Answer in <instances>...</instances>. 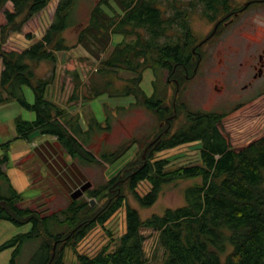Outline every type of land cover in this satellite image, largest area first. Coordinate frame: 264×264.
I'll return each mask as SVG.
<instances>
[{
  "label": "trees",
  "instance_id": "trees-1",
  "mask_svg": "<svg viewBox=\"0 0 264 264\" xmlns=\"http://www.w3.org/2000/svg\"><path fill=\"white\" fill-rule=\"evenodd\" d=\"M7 1L13 3L14 10H3L6 23L0 25V104L16 100L34 113L32 120L15 119L18 137L28 139L38 129L40 135L54 136L72 160L99 163L77 136L84 133L82 129L71 126L67 108L49 93L56 80V52L78 44L99 61L89 77L90 86L86 85V100L102 94L133 95L132 105L154 113L161 123L147 142L129 140L130 144H141L137 157L109 179L86 190V195L98 204L91 206L89 198H72L61 209L47 213L26 205L24 195L12 186L3 167L9 161L11 141L0 144V227L14 232L0 242V251H12L8 263L17 264L23 244L31 241L33 253L26 264H68L65 248L74 250L88 232L104 225L124 206V231L117 237L110 232V240L92 255L75 251L78 264H147L144 228L157 231L158 242L164 248L162 264H264V132L233 146L222 124L229 110L189 109L179 96L180 89H176L177 84L181 88L185 73L193 71L194 60L201 53L197 44L201 40L190 25L191 14L197 12L212 24L218 22L217 35L233 0H99L91 9L89 21L78 31V44H69L64 37V31L72 25L69 17L74 0H59L43 36L21 50H5L2 44L10 31H19L50 0H0V10ZM117 35L118 41L114 40ZM41 63L48 68L43 74L38 71ZM147 68L156 78L150 95L140 86ZM118 69L129 73L120 88L111 79ZM66 73L72 76L75 86L70 99H77L76 88L82 81L77 71ZM160 76L166 79L163 85L158 84ZM169 82L174 85L170 94ZM25 86L32 91L31 102L26 98ZM262 92L264 88L258 91ZM94 124L103 128L97 120L91 122V128ZM191 141L199 142L194 163L173 167L169 166V158L154 159L159 150ZM130 144H121L103 157L112 163ZM18 166L40 190L34 201L39 207L45 205L48 188L43 178L36 180L40 175L36 167L26 165L25 160ZM58 177L63 180V175ZM184 179H194L183 188L184 203L168 206L161 214L142 218L139 209L126 202V194L130 193L141 207H149L157 201L164 183ZM142 180L149 188L140 194L136 187Z\"/></svg>",
  "mask_w": 264,
  "mask_h": 264
},
{
  "label": "rangeland",
  "instance_id": "rangeland-1",
  "mask_svg": "<svg viewBox=\"0 0 264 264\" xmlns=\"http://www.w3.org/2000/svg\"><path fill=\"white\" fill-rule=\"evenodd\" d=\"M98 1L99 0H74L69 17L72 25L64 31V37L67 43L72 44L75 42V44H78L76 43L78 31L89 21L91 9ZM58 2L59 0H50L42 10L32 14L22 24L19 31H10L2 44V48L5 50L22 48L32 37L33 39H37L38 34L44 33L50 25ZM246 2H248L247 5H245ZM230 6H232L230 11L231 15L229 11L223 15V17L226 18L223 21H226V23L220 24L222 30L217 35H215V32L218 29V22L215 23L217 27L212 33L215 24H212L197 12L191 14L190 25L196 37H198V41L201 40L197 43L200 44L198 46H201V53L199 52L200 55L197 57V60L196 58L194 60L195 63L191 69L193 71H191V73H185V77L181 82V88L177 84L176 89H180L179 96L182 101L186 102L189 109L215 110L220 112L229 110V113L222 118V124L230 136L232 145L237 146L254 139L264 132V92L258 93L261 88H264V68L262 75H258L257 77L252 76L255 72L254 65L259 64V54L264 51V0L252 2L250 0H233ZM5 9L13 11V3L7 1L0 10V25L6 23L3 13ZM28 34L32 37H28ZM119 36H115L114 40L118 41L117 39ZM205 39L207 41L201 45L202 41ZM82 49L83 56H80V60L83 62L82 70L86 75V79L84 78V85L80 87L83 88L84 91H87L90 86L89 77L93 71H95V68L99 66V61L97 58L90 56L83 47ZM103 56H105V54H103ZM42 64L43 63H41L38 69L40 72L41 69H43ZM118 70L119 72L113 74L114 76L111 75V79L115 82L114 86L120 88L125 84L124 78L128 76L129 73L125 72V70ZM151 70L150 68L145 69L144 76L142 73L141 87L143 90L152 91L154 87L150 80L152 77H154V79L156 78L154 73H151ZM58 75H56V83H53L49 88V93L58 103L70 109L75 106V104L80 105V98H82V101H86V95L83 91L79 92V88L76 89L79 97L71 100L70 95L73 93V83L68 84L72 91V93L68 95L66 90L64 91L63 89L65 82L59 81L62 74L58 73ZM63 79H65V77ZM157 79L160 85H163V81L166 80L164 76H162V78L161 76L157 77ZM249 80L252 81V86L245 90L243 85ZM60 84H63V86L58 91ZM88 84L89 86L87 87L86 85ZM168 84V93L170 94V92L174 91V85L172 82ZM24 89L32 93L30 87L25 86ZM122 97H126V95L117 96V98L122 100L120 104L125 107L129 106L130 110L118 109V114H120V118L118 119L113 118L106 108L101 107L102 100L107 98L106 94H102L100 97L94 99L93 104L96 105L94 109L96 108L95 111L98 120H102V116L103 118L105 117V126L103 128H98L97 124H94L87 133L84 132L80 134V138L83 139L86 144L90 143L88 147L94 155L97 156L99 163L92 162L83 164L78 159L73 160L79 167V170H73L76 179L80 182L77 186L87 180L91 182V187H93L109 179L129 160L137 157L141 152L142 148L139 147L141 144H130L129 140H131V138H138L143 142H147V140L153 137L159 129L161 123L158 122L154 113H151L144 107L132 110L131 108L134 106L131 102L134 98L128 103H125ZM71 111L68 115H72ZM179 119L180 117L175 123H177ZM105 131L108 132V135L100 137V134ZM128 142L130 145L121 150L122 154L112 163H108L107 159L103 157L107 155V153L109 154L118 149L121 144H127ZM198 145L199 142L191 141L175 148L159 150L154 154V159L169 158L171 160L169 166L173 167L181 163H194L197 161L196 151ZM130 149L133 151V155L132 153L130 154ZM37 156H40V154ZM144 157H146L145 152H143V158ZM69 159H71L70 155ZM38 160L39 159L35 157L31 162H27L26 165L36 167V173L40 175L42 171H46L43 175V179L45 188H48L47 191L49 196L44 200L45 205L41 207L34 201L35 199H31L24 203L44 213L59 210L66 206L70 199H72L71 192L76 187L71 185V187H73L72 190H67L62 178H57L56 174L47 166L44 165V170H42L43 166L38 167V165H34V163L39 162ZM67 173L68 171H65L62 175L65 176ZM59 175H61L60 172ZM193 181L194 179H184L164 183L159 192L157 201L149 207H141L130 193L126 194V202L138 208L142 218L152 213L161 214L168 206L174 207L184 203L183 188ZM148 188L149 184L146 180L140 181L136 187L137 192L140 194L146 192ZM86 193L87 192L82 194L79 198H89L88 200L94 199V203H90L91 206L98 204L95 198H90ZM2 222L4 223L1 224H9L6 223V221ZM7 226L12 225L9 224ZM13 228L16 227L13 226ZM125 228V207L122 206L104 222V225H96L88 232L87 235L76 244L74 250L71 247H66V261L68 264H78L75 251L92 255L110 240V232L113 237H117ZM142 230L146 235L144 251L148 261L147 264H162L164 248L160 246L158 242L157 231L152 228H144ZM10 231V228L7 232L5 228L0 227V242L5 240V237L8 238L10 233H14L13 230L12 232ZM32 246L33 242L31 241H26L23 244L22 250L16 258L17 264H26L33 253ZM11 252L10 248L0 251V264H9L8 261Z\"/></svg>",
  "mask_w": 264,
  "mask_h": 264
},
{
  "label": "crops",
  "instance_id": "crops-1",
  "mask_svg": "<svg viewBox=\"0 0 264 264\" xmlns=\"http://www.w3.org/2000/svg\"><path fill=\"white\" fill-rule=\"evenodd\" d=\"M42 36H43V33L38 34L37 39L35 38L34 39L38 40ZM34 39L32 37V39L27 41L26 45H23L22 48L28 46L30 43L35 41ZM22 48H13V49L21 50ZM82 50H83L82 46L78 44L67 50H60L56 52V56H57V67H56L57 74L56 75H58V73L62 74V77L59 78V81L65 82L64 86L63 84H60L58 91L63 86L64 91L66 90V93L68 95L72 93L75 86L73 83L72 76L66 72L67 71H77L82 81V84L79 85V87H77L76 89L79 88L78 89L79 92L83 91L85 95L87 94V91H84L83 88L80 87L84 85V81L86 79V75L84 74L82 70L83 62H81L80 60V56H83ZM44 65L45 64L43 63L42 64L43 69H41V72H40L42 74L46 72L48 69ZM151 73H153L152 70H151ZM144 74H145V71H143V76ZM64 77L65 79H63ZM153 80H154V77H152L150 81L152 82ZM69 83L71 84L73 83L72 91H71L70 86H68ZM141 83L142 82H140V86H141ZM24 91H25L27 100L31 102L33 100V94L30 93L29 90L24 89ZM144 91L147 95H150L153 92V88H152V91H148V90H144ZM31 97H32V100H31ZM133 98H134L133 95H126V97H122L125 103H128ZM80 100H81L80 105L75 104V106L71 107L70 109L69 108L67 109L68 113H70V111L72 110L71 111L72 115L70 114L68 115L70 116V118L68 117V119L71 123V126L79 127L82 129L83 132H87L91 128V122L93 120H97L98 122H100L101 126L104 127L106 118L105 117L103 118L102 116V120L100 121L98 120V117L95 111L96 108L94 109L96 105L93 104L94 99L82 101V98H80ZM134 100L131 103H133ZM120 102L122 103V100L120 98L107 96V98L102 100L101 107H103V105H106V109L109 111L112 117L118 119L120 118V114H118L119 113L118 109L127 110V111L130 110L129 106L125 107L124 105H121ZM138 108L139 106H134L131 109L136 110ZM17 117L32 120L34 118V113L30 110L23 108L16 100H11V101L0 104V144H3L7 141H11L9 152H8L9 161L3 167L10 179L12 186L18 192H21L24 195L25 197L24 202H27L31 199L36 198L37 195L40 193V190L38 189V187L32 185V180L30 176L18 166V162L21 160H25L27 163V162H31V160L35 159L36 157V159H39L38 160L39 162L34 163V165H38V167L43 166L42 170H44V165H45L53 173H55L56 176H60L59 172L62 175L65 171H68L67 175L63 176L64 184L74 186L75 183L78 182V179H76V176L73 170H79L78 169L79 167L73 161L74 159L73 160L69 159V155L66 154V152L60 146V144L56 141V138L54 136L39 135L32 141H30L29 139L18 137L16 130H15V123H14ZM107 135H108V132L105 131L100 134V137H105ZM77 136L80 138V135H77ZM89 145L90 143L87 144V146ZM131 149H130V154L132 153L133 155V151H131ZM39 154L40 156H37ZM45 172L42 171V174L39 175L36 178V180L43 178V175Z\"/></svg>",
  "mask_w": 264,
  "mask_h": 264
},
{
  "label": "water",
  "instance_id": "water-1",
  "mask_svg": "<svg viewBox=\"0 0 264 264\" xmlns=\"http://www.w3.org/2000/svg\"><path fill=\"white\" fill-rule=\"evenodd\" d=\"M248 2H246L245 5H247ZM217 27V24L214 25V28H213V31L212 33L215 31ZM200 45V44H198ZM40 135V131L38 129L34 130L33 132H31L28 136V139L30 141L34 140L36 137H38ZM92 186L91 182L90 181H83L82 184H80L79 186H77L72 192H71V196L73 199H77L79 198L82 194H84L86 192V190H88L90 187ZM94 203V199H91V204ZM64 246V243L61 244V247ZM53 250H55V244H54V247H53Z\"/></svg>",
  "mask_w": 264,
  "mask_h": 264
},
{
  "label": "flooded vegetation",
  "instance_id": "flooded-vegetation-1",
  "mask_svg": "<svg viewBox=\"0 0 264 264\" xmlns=\"http://www.w3.org/2000/svg\"><path fill=\"white\" fill-rule=\"evenodd\" d=\"M252 1V0H250ZM256 1V0H255ZM223 24L226 23V21H223L222 22ZM264 53V51H263ZM263 53H260L259 54V57H258V60H259V64L258 65H254V69H255V72L254 74L252 75L253 77H257L258 75H262L263 73V68H264V54ZM198 63V62H197ZM244 86V89L247 90L249 89L251 86H252V81L249 80Z\"/></svg>",
  "mask_w": 264,
  "mask_h": 264
}]
</instances>
